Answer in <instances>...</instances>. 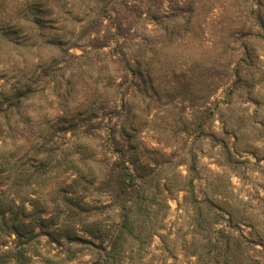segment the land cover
Returning a JSON list of instances; mask_svg holds the SVG:
<instances>
[{
	"label": "rangeland",
	"instance_id": "1",
	"mask_svg": "<svg viewBox=\"0 0 264 264\" xmlns=\"http://www.w3.org/2000/svg\"><path fill=\"white\" fill-rule=\"evenodd\" d=\"M124 167L115 264H264V0H0V264H101Z\"/></svg>",
	"mask_w": 264,
	"mask_h": 264
},
{
	"label": "trees",
	"instance_id": "2",
	"mask_svg": "<svg viewBox=\"0 0 264 264\" xmlns=\"http://www.w3.org/2000/svg\"><path fill=\"white\" fill-rule=\"evenodd\" d=\"M134 165V164H133ZM41 170L43 169L44 172H47V169L49 167L45 166V165H41L40 167H38V169ZM115 170V168H111L109 170L110 172V176L109 177V181L107 182V185H111L114 184L117 189L120 191V193L125 195V199L123 200L124 203L122 204V221L121 223L118 224V226H120L119 230H115L114 232V240L113 242H111V245L109 246H99L96 247V245L93 244V242H91L90 240L87 239H83V238H76V241H78L80 244H83L85 246H89V247H93L98 249L101 253L104 254V258L101 261V264H115L117 262V258H118V250H117V244L121 241L124 240V238L126 237V235H131L129 230H130V219H129V211H130V199L131 196H129V193L131 191H135V188H137L136 186V182L139 180V176L136 174V171L133 172L130 170V167H124V169H118V176L116 178L115 182H112V172ZM111 178V179H110ZM111 181V182H110ZM88 182V181H86ZM74 200V201H71ZM69 205H71L72 208H74L73 210L76 212L75 215H79L82 214L86 211H88L90 205L88 204V202H86L85 200H76L74 197L73 199H70V201H68ZM22 231H20V229L18 228V224H15V234L17 235V240L20 241L21 245H27L29 244L33 238H35L36 234H33V232H29L28 229L23 228V227H29L27 224H22ZM25 230V232H24ZM101 234V233H100ZM107 237V236H104ZM112 241V240H111ZM18 244V243H17ZM30 245V244H29ZM14 250V251H12ZM11 251H7L5 253V255L7 256L8 259L10 258H15L19 263L23 258H25V253L22 251H18V249H12ZM2 259V258H1ZM3 264V263H2Z\"/></svg>",
	"mask_w": 264,
	"mask_h": 264
}]
</instances>
